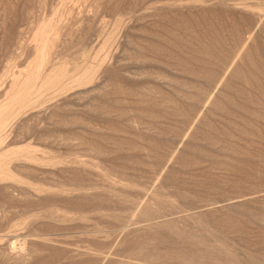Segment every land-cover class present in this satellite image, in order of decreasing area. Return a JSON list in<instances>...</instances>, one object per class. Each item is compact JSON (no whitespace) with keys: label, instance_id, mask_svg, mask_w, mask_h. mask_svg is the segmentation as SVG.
I'll return each mask as SVG.
<instances>
[{"label":"rangeland","instance_id":"374dc122","mask_svg":"<svg viewBox=\"0 0 264 264\" xmlns=\"http://www.w3.org/2000/svg\"><path fill=\"white\" fill-rule=\"evenodd\" d=\"M0 264H264V0H0Z\"/></svg>","mask_w":264,"mask_h":264}]
</instances>
